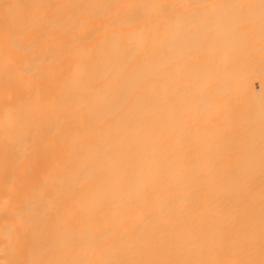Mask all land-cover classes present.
Returning <instances> with one entry per match:
<instances>
[{"label":"bare ground","instance_id":"1","mask_svg":"<svg viewBox=\"0 0 264 264\" xmlns=\"http://www.w3.org/2000/svg\"><path fill=\"white\" fill-rule=\"evenodd\" d=\"M262 47L264 0H0V264H260Z\"/></svg>","mask_w":264,"mask_h":264},{"label":"snow or ice","instance_id":"2","mask_svg":"<svg viewBox=\"0 0 264 264\" xmlns=\"http://www.w3.org/2000/svg\"><path fill=\"white\" fill-rule=\"evenodd\" d=\"M26 5L19 3H6L2 6L3 8V18L2 27L8 43L11 47L17 48L21 52L29 51L31 47V42L28 45H24L22 42L24 40V35L21 29L29 23L28 17L25 13ZM262 54H264V47L261 49ZM264 58V56H262ZM261 88L264 89V80L261 82ZM237 105L241 102L239 100L234 101ZM262 256H264V249H262ZM239 264V262H237ZM260 264H264V258L261 259Z\"/></svg>","mask_w":264,"mask_h":264}]
</instances>
